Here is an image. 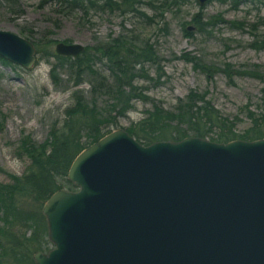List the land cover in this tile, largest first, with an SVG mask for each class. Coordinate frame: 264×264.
<instances>
[{
  "label": "water",
  "instance_id": "water-1",
  "mask_svg": "<svg viewBox=\"0 0 264 264\" xmlns=\"http://www.w3.org/2000/svg\"><path fill=\"white\" fill-rule=\"evenodd\" d=\"M0 57L28 69L36 49L0 30ZM67 179L75 188L42 204L52 246L34 264H264V137L145 145L116 128L74 157Z\"/></svg>",
  "mask_w": 264,
  "mask_h": 264
},
{
  "label": "rangeland",
  "instance_id": "rangeland-1",
  "mask_svg": "<svg viewBox=\"0 0 264 264\" xmlns=\"http://www.w3.org/2000/svg\"><path fill=\"white\" fill-rule=\"evenodd\" d=\"M139 1L140 10L147 15L155 13L148 4L150 0ZM101 3L96 2L84 14L64 9L59 0H16L15 3L0 0V30L30 40L36 49V60L28 69L0 62V185L12 183L13 177L21 176L29 165L28 158L20 150L22 140L29 137L35 143L45 141L53 124L61 120L63 108L71 103V93L90 89L86 77L80 85L74 86V77L63 70L57 73V83L50 79L44 52L55 53L54 46L59 41L86 47L110 42L122 35H137L154 44L156 52L163 58L161 65L165 75L157 84L137 82L144 87L143 93L148 100H131V109L117 118V128L124 129L136 122L154 104L173 110L178 100L190 90L204 93V98L220 115L236 116L238 133L250 124L246 109L256 115L264 113V82L245 73L229 77L223 72L225 64L239 71L248 70L253 64L264 67V47L255 49L251 46L255 39L264 43V0H209L202 8L195 0H189L177 10L164 13L168 34L158 30L156 25L145 26L135 14L101 9ZM197 13H201L203 21L209 16H216V20L203 30H189L186 34L183 23L192 25L190 21ZM221 19L246 25L239 29L219 22ZM157 21L158 17L155 18ZM186 54L217 71L207 77L193 63L182 58ZM95 67L108 77L102 64L96 63ZM145 69L149 75L155 74L150 65ZM104 100L112 101L102 95L99 105ZM13 199L26 209L38 207L27 195L20 194ZM51 246L50 242L48 249L42 252Z\"/></svg>",
  "mask_w": 264,
  "mask_h": 264
},
{
  "label": "trees",
  "instance_id": "trees-1",
  "mask_svg": "<svg viewBox=\"0 0 264 264\" xmlns=\"http://www.w3.org/2000/svg\"><path fill=\"white\" fill-rule=\"evenodd\" d=\"M7 1L15 3L16 0ZM98 1L102 2L99 6L101 9L135 14L145 26L156 25L158 30L168 34L164 13L177 10L189 0H150L148 4L155 9V15H147L140 10L139 0H59L64 9L78 10L84 14ZM213 20H216V16H209L203 21L201 13H197L190 23L193 30L200 31L214 24ZM219 22L239 29L246 25L225 19ZM186 23H183V30L189 34ZM149 42V39L138 38L137 35H122L110 42L86 46L74 58L44 52L50 67L49 77L53 83H57V73L63 70L74 77V86L80 85L86 77L90 89H78L71 93V103L63 108L61 120L53 124L45 141L35 143L29 137L22 140L20 150L28 158L29 165L21 176L13 177L12 183L0 185V264H34L33 254L48 249L50 242L47 239V225L41 213V204L57 189L75 187L66 177L72 160L82 149L119 127L117 118L131 109V100H148L143 93L144 87L137 85V82L140 80L157 84L163 78V58L156 52L154 44ZM260 42L255 39L251 46L255 49L264 47V43ZM50 58L53 61H49ZM182 58L193 63L207 77L217 71L215 67L203 64L188 54ZM0 62L10 64L2 57ZM96 63L103 65L109 78L95 67ZM147 65L154 68V75H149L145 69ZM223 72L229 77L245 73L264 82V67L258 64H253L245 71L225 64ZM203 94L190 90L184 98L178 100L173 110L154 104L151 110H146L143 116L124 129L145 145L160 140L179 141L187 136L221 143L234 139L254 140L264 137V113L256 115L252 110L246 109L245 114L250 124L238 133L237 117L220 115ZM102 95L112 101L104 100L99 105ZM20 194L31 197L38 207L23 208L13 199Z\"/></svg>",
  "mask_w": 264,
  "mask_h": 264
}]
</instances>
